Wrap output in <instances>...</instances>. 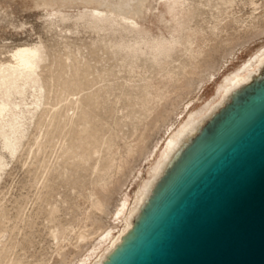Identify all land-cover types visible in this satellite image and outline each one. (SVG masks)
Masks as SVG:
<instances>
[{
    "label": "rangeland",
    "instance_id": "rangeland-1",
    "mask_svg": "<svg viewBox=\"0 0 264 264\" xmlns=\"http://www.w3.org/2000/svg\"><path fill=\"white\" fill-rule=\"evenodd\" d=\"M25 46L38 84L9 101L39 104L13 154L0 136V264H80L168 136L255 69L264 0H0V66Z\"/></svg>",
    "mask_w": 264,
    "mask_h": 264
},
{
    "label": "water",
    "instance_id": "water-1",
    "mask_svg": "<svg viewBox=\"0 0 264 264\" xmlns=\"http://www.w3.org/2000/svg\"><path fill=\"white\" fill-rule=\"evenodd\" d=\"M101 264H264V77L205 123Z\"/></svg>",
    "mask_w": 264,
    "mask_h": 264
},
{
    "label": "bare ground",
    "instance_id": "bare-ground-1",
    "mask_svg": "<svg viewBox=\"0 0 264 264\" xmlns=\"http://www.w3.org/2000/svg\"><path fill=\"white\" fill-rule=\"evenodd\" d=\"M176 2L177 0H163V3H166L167 6L171 8H173ZM120 12L122 14V11ZM97 17H102V14L98 12ZM124 19L130 20L129 22L132 25L136 24L130 16H125ZM162 46H164V44H162ZM255 57V69L250 67L251 69L246 70V75H242V70H237L235 73H232V75L226 77L216 88L215 94H218V98L209 103L208 107L203 112L192 110L193 112L188 115L187 119H184L168 136L156 158L150 162L152 175L141 181L134 195L132 204L130 205L127 195L121 205L115 210L113 217L119 222V225H116L118 231H108L106 234L104 232L100 236V240L94 245L93 251L89 254V256H91L80 264H101L107 259L108 255L123 241L139 216L142 207L148 201L150 195L155 191L158 183L175 167L176 163L193 141L195 135L205 123L241 91L250 79L251 81H258L264 77V51ZM13 59V63L3 67L0 66V136L5 140V147H7L12 154L15 152L23 136L27 116L33 113L34 108L38 106L39 103H32V107L31 105L28 106L27 104L24 105V103H17L9 100L16 95H19L23 99L29 89L36 88L39 80L37 68L41 60L40 49L33 46L19 47L13 53ZM214 72L208 75L210 80L214 79L215 74H217V72ZM158 140L161 141L160 138ZM157 145L156 142L152 145L148 152V157L155 153ZM146 156H144L143 160H145ZM146 159L148 160L149 158ZM4 166L5 165L0 160V173Z\"/></svg>",
    "mask_w": 264,
    "mask_h": 264
}]
</instances>
